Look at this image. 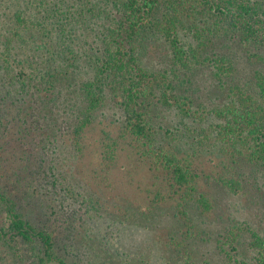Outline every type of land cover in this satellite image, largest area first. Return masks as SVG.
<instances>
[{
  "label": "trees",
  "instance_id": "16d2710c",
  "mask_svg": "<svg viewBox=\"0 0 264 264\" xmlns=\"http://www.w3.org/2000/svg\"><path fill=\"white\" fill-rule=\"evenodd\" d=\"M222 39L253 48L252 58L264 63V0H0V245L4 251L19 253L22 260L32 258L30 264H112L114 256L125 264L123 251L113 250L99 238L104 228L96 229L92 245L89 237L74 234L78 227L70 222L77 215L72 207L75 194H83L81 201L89 210H98L100 203L95 205L93 192L86 191L89 196L81 192L85 188L81 180L75 179L78 189L76 181L65 180V164L59 158L62 155L65 162L68 150L71 157L73 151L82 153L88 133L100 129L97 145L103 168L110 170L127 149L152 172L155 188L147 187L150 201L141 214L149 219L157 208L175 202L176 215L187 229L167 240V251L176 253L172 264H210L200 260L192 245L204 229L190 215L198 209L206 214L214 207L208 192L200 190L198 162L216 155L225 169L242 162L264 170V71L256 69L237 79L234 57L209 52L214 41ZM159 44L169 55L167 67H154L148 57L150 48ZM207 66L215 80L227 85L226 96L213 107H195L190 96L176 91V83L190 81ZM110 103L120 113L116 135L102 127ZM162 106L176 110L185 131L153 122L150 110ZM61 128L67 132L65 139H59ZM34 130L40 149L23 156L13 173L6 171L5 184L3 143L12 132L30 135ZM49 144L55 149H46ZM214 180L233 193L242 190L236 176L218 174ZM53 194L59 195L58 203L67 215L59 232L35 219L38 208L40 215H47L55 203ZM130 209L138 208L123 215ZM97 219L93 215L90 222ZM245 234L248 245L242 250ZM223 238L227 248L216 264H264V230L241 221ZM107 256L110 262L103 261Z\"/></svg>",
  "mask_w": 264,
  "mask_h": 264
},
{
  "label": "rangeland",
  "instance_id": "374dc122",
  "mask_svg": "<svg viewBox=\"0 0 264 264\" xmlns=\"http://www.w3.org/2000/svg\"><path fill=\"white\" fill-rule=\"evenodd\" d=\"M209 52L210 54L227 53L234 57L239 70L237 79L249 77L250 72L256 69L264 71V63L259 62L257 59L255 61L252 58V52L254 53L256 50L246 47L233 39L215 40L209 47ZM148 57L153 60L156 68L167 67L169 64V55L166 49L163 50V45L161 44L151 47ZM176 84V91L179 94L190 96L194 100L195 107H197V104H203L208 107L221 104L227 92V85L225 83L222 85L215 80L209 66L196 71L190 81L185 80ZM116 106L115 103H110L105 108L106 117L103 116L105 121L102 125V127L106 126L111 130L113 135L117 134L116 129L120 123V113ZM195 107L194 109L197 110ZM150 115L154 123H161L166 128L167 126H177L185 131L184 127L179 123L181 118L173 108L162 106L159 109H151ZM192 120H194L193 116L188 119L191 123ZM182 130L180 132L174 131L183 134ZM37 132L34 130L30 135L12 132L6 138V142L2 145L5 184H8L7 181H9L6 178V171L13 173L14 170L21 167L23 156L33 152L35 148L40 149L38 146L40 137L35 135ZM66 133V130L61 128L59 139L63 137L65 139ZM100 135V129H94V131L88 133L87 147L82 153L73 151L74 155L71 157L70 150H68L69 156L64 153L65 162L62 155L59 158V161L65 164V180L68 181L70 178L73 181H76L75 179L81 180L85 188L80 191L85 196H89L85 193L86 191L93 192L94 199H97L95 205L100 203L98 210H89L88 205L81 201L83 194H75V197L73 196L77 199V202L72 205V207L75 205L74 208L77 211V215L72 217L70 222H73L74 226L78 227L73 230L74 234L76 236L81 234L89 237V244L94 245L96 242H92V238L97 239L95 236L96 229L104 228L103 231L105 232H101L99 238L103 237L105 243H108V246L112 247L113 250L120 248L123 251L121 259L125 261V264H166V261L172 264L173 260L176 259V253L172 252V249L167 251L165 247L167 240H169L170 236L182 235V232L187 229L186 223L176 215L177 207L175 202L164 204L163 207L156 209V214L164 218L162 220L156 218L155 213L150 214L149 219L144 214H141L139 212L140 209H145V206L150 201V196H148L146 191L147 187L155 188L152 172L144 168V166L142 167L139 162L137 163L131 151L127 149L121 153L119 159L115 161L116 163L112 165L110 170L103 168L100 163L97 145ZM66 145L69 146V143ZM55 147L56 145L49 144L46 149L51 151L50 149H55ZM126 148L128 147L126 146ZM24 151H27V153L24 154ZM52 158L54 161H58L56 155ZM68 158H70V161ZM198 166L202 177L200 180L202 188L200 187V190L208 192V195L213 199L214 207L209 213L203 214L198 209L196 213L190 215L191 220L198 227L204 229L203 233L200 232L194 237L192 245L201 261L216 264L223 256L221 253L223 248H227L226 243L223 244L224 241L226 242L223 235L231 227L243 221L264 230V170L242 162L232 168L225 169L216 155L203 157L198 162ZM218 174L230 177L236 176L242 183V190L238 193H233L223 188L214 180ZM30 178L32 177L30 176ZM67 181L63 179L62 183H67ZM76 185L78 189L80 185L77 181ZM58 188L60 187L58 186ZM61 193H59L60 196H63ZM57 197L59 195H52V198H55V203L48 210L47 215H40L38 208L36 214L39 215L35 219L45 221L47 226L50 225L59 232L64 230L62 227L65 226L63 222L67 215L61 210ZM105 207L106 209H104ZM133 207L138 209H130L131 211L128 215H123L124 212ZM105 210L111 213L109 216H112V218L106 216ZM93 215L99 219L91 223L90 218ZM102 215L105 220L99 217ZM164 215L167 217L165 218ZM99 221L102 223H97ZM111 221H114V223H111ZM108 223L112 225L107 227ZM248 238L245 234L243 237L244 243L241 244L242 250L247 247ZM98 241L100 242V239ZM8 253L9 255L0 245V264H30V261H32V258L30 259L29 257L25 258L26 260L24 258L22 260L19 253L18 255L13 254L12 251ZM110 260L111 258L109 259L107 256L103 261L110 262ZM111 261L112 264H124L117 256H114Z\"/></svg>",
  "mask_w": 264,
  "mask_h": 264
}]
</instances>
